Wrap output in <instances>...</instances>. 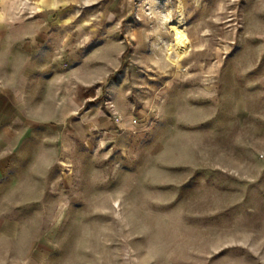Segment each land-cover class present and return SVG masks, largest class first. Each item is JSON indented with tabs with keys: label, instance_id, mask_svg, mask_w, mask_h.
<instances>
[{
	"label": "rangeland",
	"instance_id": "obj_1",
	"mask_svg": "<svg viewBox=\"0 0 264 264\" xmlns=\"http://www.w3.org/2000/svg\"><path fill=\"white\" fill-rule=\"evenodd\" d=\"M4 72L14 264H264V0H0Z\"/></svg>",
	"mask_w": 264,
	"mask_h": 264
},
{
	"label": "crops",
	"instance_id": "obj_2",
	"mask_svg": "<svg viewBox=\"0 0 264 264\" xmlns=\"http://www.w3.org/2000/svg\"><path fill=\"white\" fill-rule=\"evenodd\" d=\"M31 49L33 50L34 47ZM32 50L29 49V53ZM4 53L2 55L3 62L7 58L5 51ZM0 75V80L8 79L7 72ZM13 78L20 80V82L10 83L13 86V91H19L23 83L28 87L35 85V81L31 77L14 76ZM7 86L9 84L5 82V87ZM24 95L21 105V99L18 98V95L12 94L9 97L5 91L3 93L0 89V264H14L15 255L28 258L30 254L28 245H26L25 250L21 249L15 252V240L20 238L19 224L24 221L22 209L29 205V201L23 198L18 199V202L15 203V192L20 189L18 186L19 171H22L24 162L28 160L26 155L27 150L31 147L30 143L39 141V138L37 135L22 136L21 131L7 134L6 127L20 126L22 120L20 118L6 119L2 117V115L7 114L6 111L16 112L18 109H29L32 106L30 105L31 102H37L30 94ZM53 95L48 94L45 102L50 104L52 108L61 110L60 103H57L58 105L55 107L56 102ZM15 206L19 208L17 214H15Z\"/></svg>",
	"mask_w": 264,
	"mask_h": 264
},
{
	"label": "bare ground",
	"instance_id": "obj_3",
	"mask_svg": "<svg viewBox=\"0 0 264 264\" xmlns=\"http://www.w3.org/2000/svg\"><path fill=\"white\" fill-rule=\"evenodd\" d=\"M181 11L179 12V17L171 22V32L174 35V43L177 49V55H176V59L171 60L172 63L177 64L178 60L180 59V57L187 52L188 48H189V43H188V38L185 34V30L183 28V18L181 15Z\"/></svg>",
	"mask_w": 264,
	"mask_h": 264
},
{
	"label": "built area",
	"instance_id": "obj_4",
	"mask_svg": "<svg viewBox=\"0 0 264 264\" xmlns=\"http://www.w3.org/2000/svg\"><path fill=\"white\" fill-rule=\"evenodd\" d=\"M118 119H119V117H118Z\"/></svg>",
	"mask_w": 264,
	"mask_h": 264
}]
</instances>
